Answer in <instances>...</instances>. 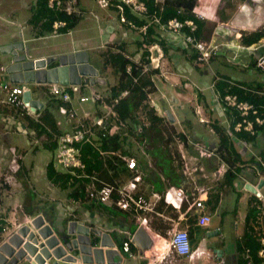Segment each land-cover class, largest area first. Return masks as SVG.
I'll use <instances>...</instances> for the list:
<instances>
[{"label":"crops","instance_id":"0c3cea01","mask_svg":"<svg viewBox=\"0 0 264 264\" xmlns=\"http://www.w3.org/2000/svg\"><path fill=\"white\" fill-rule=\"evenodd\" d=\"M157 1L161 2L162 0ZM199 1L202 2V0ZM75 2L76 10L78 11L77 15L80 16V23L81 18H83L85 13H91V11L87 9L89 0H87L86 2H83L82 0H75ZM33 3L34 0L30 2V4ZM203 3H207L211 7L207 5H204V7H197L196 5L192 10L195 14H202L205 20H208L209 22L214 24L213 33H216V31L218 30V33L224 32V34H226L229 38L232 37L233 39H238L241 33L248 34L250 32H254L264 28V0H254L251 2H247V0H203ZM26 14L27 13H25L23 17H25ZM27 16L22 20L23 22H26L25 19L27 20ZM99 16L101 15L96 14L97 19H99ZM0 18H2L1 15ZM3 20L6 21L5 19ZM14 21L18 24L13 23ZM113 21L114 22L106 24L101 29V39L99 42L94 44L92 38L87 35V37L83 39V41L74 40L72 46L68 50H61L62 46L60 45L47 46L45 43L40 42L49 38L50 36H53L52 33L48 36L36 38L34 37V35H31L27 32V36L29 35V37H25L23 39L26 40L25 44L29 48V53L32 58L61 53L65 54L77 50H84L86 52L96 51V53L92 57V62L89 61V58L88 61L93 65H99L101 62V58H97V54L100 55V53L102 54L106 52V50H109L112 53L117 52L119 50L118 47L122 45L124 47H128L127 49H124L125 54H127V56H129L132 60L138 61L141 56V50H137L135 40L138 38L137 35L139 31H137V35L135 36L136 32L133 33V31L126 25H120L116 22V20ZM8 22L19 27V34H21L22 37V28H26V26L15 19H11L10 21L8 20ZM6 31L7 30H0V46L17 43V41L12 43L2 42V35H4ZM162 35L166 36L169 40V33L162 31ZM36 41L39 42V44L44 45L42 47H39L37 44H35ZM233 47L235 48L234 44ZM236 47L238 48V45H236ZM242 47L243 49L251 48L244 46ZM45 48H48V50L42 52V50H45ZM128 49H130L129 53ZM251 49L255 50L254 47H252ZM237 51L238 50H235L234 55L238 54ZM18 52L21 54L24 51L19 50ZM12 61L13 56L9 64H11ZM246 64L247 62H243L241 59L239 60V65L242 66ZM6 66L8 65H0V73H3L2 79L5 80L4 82L10 79L9 74L5 72V70H2V68ZM52 66L55 65L52 64ZM258 67L262 68L264 66ZM193 69L196 70L194 76H198V83L202 85L197 86V88L200 92L205 91L203 92L205 94V100L208 104V109L212 110V113L211 115L208 114L207 109L203 107V105L198 100L196 102L197 110L201 115L209 119L210 123H207V121L205 123L200 122L194 116L190 115L189 111H186L187 109H189V105L186 104L188 103L187 94L189 93H185L182 89H177L178 96H172L173 100H179L182 102L180 105V109H183L184 112L179 113V115L184 116L182 120L181 132L184 131L188 135V137L189 135L195 137L194 139H192L193 141H191L189 137L188 144L197 148L199 156L206 157L208 159V162L204 163L206 173H203V164H194L196 156L190 155L188 157V167L187 163L184 161L185 155L182 153V151H180L179 153L181 154V160L183 159V165L179 167L180 170H178V168H174L176 169V172H182L181 179L175 180L177 184H174L169 177H166L164 174L160 173V169L155 165L153 158L152 163L147 160V165L146 163L145 165H143L142 163H138L136 170L142 175L143 182L137 185L135 193L137 195L144 196L145 198L150 200L153 205L152 211L146 212L144 215V219H141L142 221H145V224H143L135 214L130 211L120 209L112 202L102 204L97 201H80L68 198V190L61 187L60 180L56 179V176H52V180L47 179L48 183L45 184L48 191V198H50L51 201V207L47 210L42 211L40 209V204H36L35 201L31 199H28L27 201L24 200V202L18 204L17 207L11 206L10 204L4 205L5 196H10L11 185L14 184L16 180H23L24 182L25 178L21 176H25L27 179H30L28 175L30 172H33L37 177L39 174V182H42V177L44 174H46V166L47 164H49V161L53 157V154L50 155V160L46 164L39 163V165H37L38 160L41 159V157H38L40 152L39 145L48 150H55L56 145L55 147L44 146L49 141L47 137L43 134L36 139L33 132L27 126V121L17 117L16 112L4 103L5 95L4 98H0V142H2L0 147H8L9 152H11L13 156V158L10 160V165L13 160H16L18 166L16 171L13 172L12 175H10L12 176L11 181L6 185L7 188L1 193L0 196V237L6 238L8 234L16 229V226L14 225H23L22 222L18 221V212H20L25 217V222L31 219L28 217L34 218L38 215L43 216L45 224L50 225L53 230V234L57 237L67 236L70 222H76L77 224H82L89 229L98 230L101 234L89 231L88 237L91 248L100 247L102 234H107L110 237L111 242L113 243L114 249L118 253L117 255L109 257L110 262L107 261V257L104 255L103 257H97V259L94 258L91 261L77 259L76 262H69V264H199L198 262H204L205 264H237L238 250L236 247V243L239 242L240 236L243 233L245 218L247 215V208L249 203H251V200L252 205H255L258 208L260 212L259 216L264 217V192L261 191L264 188V184L261 187L262 189H258L261 198L257 197L256 199H253L251 194H244V186L246 183L257 187L260 180H264V168L256 165L255 163L251 164L246 161L251 156H254L256 160L260 159L259 153L264 146V125L260 126L261 129L255 130V134L253 135H256V138L253 142L247 141L248 138L252 135L247 132H245V134L242 135L240 139H234V137H232L233 144L235 145V148L237 149L239 154L242 156V160L245 163L238 164L237 179L230 185L222 186L221 184H223V175L215 176V172L220 166L219 158H217V156L215 155V146L218 144V137L210 127V124L213 123V119H216L223 130L227 129L228 131L232 116L226 115V113L218 103L216 92L212 89L213 84L210 82L207 83V78L205 76L207 74V69L202 66H198L190 67L188 71ZM161 70L163 72L161 73L162 78H167V76L165 75V70L163 69V62ZM101 74L102 73H100V76ZM246 75L247 76H245V78H256L257 82H264V75L262 74H259L257 77L255 75L251 76V73H247ZM177 76H179V74H173V78H177ZM101 77L105 80V82H108L106 78H104L103 76ZM232 78L233 77H231V79ZM174 81L175 82L169 81V84L177 86L178 82L176 80ZM29 84L27 85V87L33 90ZM111 84L108 83V86H111ZM96 85L99 84L90 86V84L85 83L83 87H92L93 89L96 88L100 90H104L106 88L96 87ZM101 85L104 86L106 85V83ZM187 85L188 83L184 82L183 86L187 87ZM45 87L48 89V86ZM41 93V91L33 90L32 98L40 102H47L50 98L47 99V97H44V95H42ZM75 97L77 96L73 94L72 99L69 102L70 104H68V106L73 110V99ZM97 109H99L98 106L96 107V110ZM56 113L57 124L59 128L65 129V127L68 126L66 122L67 119L59 113L58 109ZM170 113L171 115H174V112ZM173 118L174 120L177 119L175 117ZM201 118L203 119V117ZM11 119H20L23 127L29 130L26 136L30 135L29 146H31V148L26 145H18L16 143L13 144L12 133L9 129L5 128V125H9L8 122ZM96 119V111L93 115L85 112L82 116L77 115L76 122L84 121L85 123L89 124L93 123ZM186 125H188L189 128H187ZM93 132V138L95 139L94 135H96L95 132H97V130ZM58 134L59 133H57V135ZM57 135H55L54 137L56 138ZM196 137L198 139L204 140L205 145L203 147L198 145L200 143L197 141ZM207 141L209 144L207 143ZM183 145L184 144L179 143L178 146L182 148ZM185 148L184 150L187 151V148ZM202 149L208 150L209 152H211V155H202ZM5 151L6 149H4L3 153ZM30 157H32V163L29 159ZM54 165L56 164L54 163ZM144 168H147L150 174L148 173V171H143ZM247 168L251 169V174L244 172V170ZM198 172L200 173L199 175L196 174ZM144 175L148 177L149 184L146 183ZM131 177L132 174L126 169L125 162L123 161V165L119 167V178L117 179V183L121 186H127L128 180ZM92 178L96 179L95 177ZM28 182L30 181L28 180ZM178 187H183L185 190L184 200H177L175 202V205L166 202V200L164 199V194L166 192L173 191V189ZM214 189H218L219 201L217 206L214 205L213 207L212 204L208 202V193L213 191ZM4 192L6 194H4ZM40 197L44 199L45 195L40 194ZM198 198H204L203 209L197 208L193 205L195 200H197ZM244 200H246L247 207L245 208V211L241 212V204H243ZM26 209H28V212L26 211ZM30 210L36 212H33L31 214ZM65 212H70V214L66 213L69 215V219L66 223H64L63 221ZM203 214H206L210 217V222L204 226L198 224L199 216ZM215 217L217 218L216 220ZM257 219V221H253L250 224L254 227V230L256 232H264V221H261L262 219L259 217H257ZM240 224L241 228L239 229L238 225ZM174 228L184 229L189 233L192 251V255L189 258L186 256H179L175 253H169V235L171 229ZM235 233L237 234L236 238L234 236L236 235ZM226 234L233 235L234 237H224L226 236ZM75 236V234L69 235L66 240H60V244H64L66 241L74 238ZM123 237H129L131 238V240H133V245L131 247V256L121 249L120 239ZM151 244H155V250L150 249ZM78 254V250H67V255L77 256ZM157 254H159L160 256L165 255L166 259L162 262L153 261L152 258ZM24 262L30 264L25 260Z\"/></svg>","mask_w":264,"mask_h":264},{"label":"trees","instance_id":"16d2710c","mask_svg":"<svg viewBox=\"0 0 264 264\" xmlns=\"http://www.w3.org/2000/svg\"><path fill=\"white\" fill-rule=\"evenodd\" d=\"M68 1L69 0H63L64 3ZM139 1L145 4L146 12L144 14L137 15L129 8H125L124 13L127 18L135 22L138 27L147 24L145 33L138 32V38L135 40L137 50H141L140 59L138 61L132 60L125 54L124 46L121 45L118 47L119 50L117 52L112 53L106 50V52L100 53V57H103V60L99 65L94 64L99 74L104 72L109 66L112 68V71L118 75L116 84L108 86V82H105L106 85L104 86L101 84L96 85V87H106L104 90L95 88L105 95L106 103L112 104V112L114 115L108 114L106 116V124L103 129L93 127L94 131L97 130V132H95L96 135H94L95 139L92 134L88 141L81 143L80 157L85 164L83 169H75V174H71L68 169L64 168L62 170L65 172L56 171L54 169L53 157L46 166L47 177L56 176V179L60 180L61 187L68 190V198L73 200L97 201L89 198L88 190H99L103 188V184H118L119 167L123 165L124 161L121 158L122 156H134L137 158V161L139 160L138 163H141L140 156L137 152L135 153L133 151V142L137 143L140 148L141 145H144V151L142 150V153L140 152L141 155H151L152 157H150L154 158V163L160 169V173L169 177L174 184H177L175 180L181 179L182 176L181 171L176 172V169H174L178 168V170H180L179 167L183 165L182 160L180 159L179 163L175 158L176 156H174V151L177 150L171 151L169 147L171 144L170 142L177 136L176 138L187 148L189 137L184 131H179L177 133L174 124L170 122L168 116L164 112V114H160L156 106L150 104L149 97L151 93L156 91L153 77L157 75L161 78V73L163 72L161 70L162 68H154L151 66L149 58L151 52L149 51V47L153 44H158L162 49V60L166 58L168 62H173L174 55H177L189 63L190 67H194V63L200 57V52L194 45L196 42H206L208 40V36H210V33L214 29V24L208 20H202L197 16L195 17V13L192 9L195 7L197 0H162L161 2L157 0ZM111 2L114 7L120 4V0H111ZM114 7L109 6L107 9L112 13H116ZM27 14L26 23L29 28L28 33L34 35L36 38L50 35L52 33V23L54 21H66V26L58 29L59 32L64 33L75 28L80 19V16L76 14L68 15L63 11L50 9L47 6V0H35L27 9ZM174 17L182 21L193 19L197 27L194 31L188 28L182 30V35L184 37L185 35H190L193 39L192 42H187L182 38L183 43L179 47L173 45L172 48L171 40H169L170 44L165 40L162 35L163 30L161 27L165 25L169 19ZM134 30L132 29L133 32H137ZM239 41L242 46L251 48L261 44V42L263 43L264 28L248 34L241 33ZM262 47V52L264 53V44ZM217 49L215 51L213 50L207 57L204 67L211 70L213 74H210V83L213 84V88L217 92L219 105L226 115L232 116L228 131L227 129L223 130L216 119H213V123L210 124V127L218 137V144L215 146V155L220 161L227 165V169L223 173V184H221L223 186L230 185L237 179L238 164L245 163L232 141V137H234V139H240V137L245 134L244 130L234 132V125L242 119V115L237 109L224 102L223 97L226 94L236 95L238 100L254 104V106L259 108L260 114L264 116V82H257L256 78H245V76H247L246 74L251 72L252 74L254 72L256 77L259 74L264 75V67L261 68L257 66L260 59L264 57V54L262 53L263 55H260L258 58H253V56L250 55L247 64L241 66L239 64L232 65L229 62L227 63L224 56L217 52ZM127 68H129V71H127ZM145 68L146 70H144ZM229 69H231V73L236 72L241 76L231 79V73L229 74L228 71ZM83 86L81 87L83 88ZM124 90H127L128 94L119 98L115 103H112L111 99L113 98V93L116 92L115 94L118 95ZM47 92L48 89L44 91L43 95L47 97V99H50L47 101L48 111L44 115L37 120L32 119L28 115L21 116L18 114L17 117L27 121V126L33 132L36 139L43 134L47 137L49 141L44 146L55 147L56 140H54V136L57 135V133L60 134L64 129L59 128L57 124V103L55 100L51 99ZM196 95L198 96V101L207 109L208 114L211 115L212 110L208 109L204 93L198 91ZM60 104L69 108L68 104L70 103L58 102V105ZM94 104L96 107L100 105L99 103ZM96 113L98 116L102 115L99 109H97ZM191 113V115L197 119V113L195 114L193 111ZM76 118L77 115L75 114L70 125L65 128L74 129L77 125H79L78 127L89 126L88 123L84 121L76 122ZM248 119L253 120L254 117L250 115ZM207 123H210L209 119H207ZM186 127L189 128L188 125H186ZM254 129L259 130L261 127L255 125ZM255 138L256 135H251L247 141L253 142ZM146 141H152L155 144L150 151L146 148ZM158 151L166 153V159L171 160V162L160 165L154 156ZM178 154L180 155L179 152ZM259 155V160L251 156L246 161L263 167L261 163L264 162V146ZM145 160L147 163L146 158ZM4 188L6 189L7 186H4ZM208 198V202H210L213 207L214 205L217 206L219 201L218 189L209 192ZM252 198L256 199L257 197L252 195ZM27 210L28 209H26V211ZM259 213L258 208L252 205L251 200L247 208L243 233L240 236L239 242L236 243L238 250L237 264H258L264 261L258 256L260 236L262 234L264 235V232H256L254 227L250 224L253 221H257V217L261 218V221H264V217L259 216Z\"/></svg>","mask_w":264,"mask_h":264},{"label":"built area","instance_id":"2783aa9c","mask_svg":"<svg viewBox=\"0 0 264 264\" xmlns=\"http://www.w3.org/2000/svg\"><path fill=\"white\" fill-rule=\"evenodd\" d=\"M254 0H247V2H251ZM97 4L101 8H107L109 6L114 7L112 5L111 0H96ZM75 0H69L67 3H64L63 0H47V6L50 9H57L60 11L65 12L68 15L77 14L78 11L76 10ZM125 4L128 6L133 12L138 14H144L146 12L145 4L142 1L139 0H120V4L116 5L114 9L117 12V16L119 21L126 25L129 29H135L141 33H145V29L147 27V24H144L140 27H138L135 22L129 20L127 16L122 11V5ZM198 17L200 19H205L202 14H195V17ZM66 21L63 20H57L52 23V35H60L58 29L60 27L66 26ZM197 25L194 22L193 19H187V20H179L177 18H171L169 19L165 25H163L161 28L163 32L169 33L170 36H180L187 42H192L193 39L190 35H185V37L182 35V30L184 28H188L192 31L196 29ZM70 33V31H68ZM21 36V34H20ZM25 39L21 38V40L15 44H21V50L24 51L21 54L26 56L27 60H43L44 61V68L47 71V68L49 67L46 61L48 60L49 63L54 64L55 66H59V57L63 55L61 54H54L49 56H42L38 58H32L29 53V48L25 44ZM195 48L200 52V57L198 60L194 63V67H198L200 65H204L206 63L207 57L215 51L218 46L215 44H209L203 41H199L195 43ZM256 49V47H254ZM150 53V61L151 66L154 68H162V49L158 44H153L149 47ZM18 54H20L18 52ZM13 62V61H12ZM12 64V63H11ZM10 65V64H9ZM8 65V66H9ZM8 66L2 68V70H5L9 75L8 72ZM258 66H264V57L260 59ZM54 67V66H53ZM146 70V68L144 69ZM127 71H129V68H127ZM14 74L15 72H11ZM35 83V82H34ZM36 85H42V86H48V94L50 95L51 99L55 100L57 103V109L60 114H62L67 119L68 126L70 125L72 119L74 118L76 112L71 108H66L65 105H58V102H70L72 99V95L75 93H78L82 86V80L78 84L69 83L67 85H62L57 83H35ZM88 84L91 85V82L88 81ZM27 83H13L10 79L4 83L1 84V89L5 93L4 103L12 108L16 115H28L34 120H37L42 115H44L48 110L47 102L41 101V106L34 107L31 106L29 103L25 102L22 98V95L29 90L32 97V90L27 87ZM116 93V92H115ZM113 93V98L111 99L112 103H115L119 98H122L128 94L127 90L122 91L120 94ZM92 100L93 103H99L100 105L99 110L102 113L101 116L97 115V119L93 123H89V126H82L78 127L77 125L74 129H67L65 128L62 130L60 134L54 138L56 149L55 154H53V161L56 165L61 166L64 169H68L69 172L72 174H75V169H83L85 164L81 160V143L88 141V139L91 137V135L94 133L93 127L103 129L105 126V118L108 114H113L112 112V104L106 103L105 101V95L101 93L100 91L93 89L91 87V95L84 96L81 95L79 97V100L81 102H85L88 100ZM223 101L226 102L229 106L237 109L240 114L242 115V119L238 121L234 125V130L239 132L241 130H244L245 132L249 134H254L255 129L254 126H263L264 125V116L260 114L259 108L254 106V104H251L247 101H240L238 100L236 95L232 94H226L223 97ZM152 105V104H151ZM154 106H156L154 104ZM159 109V106L157 107ZM198 113V110L196 111ZM252 115L254 117L253 120L248 119V116ZM198 120L200 122H204L203 119L198 116ZM67 126V127H68ZM93 129V131H92ZM139 131V129L137 128ZM180 141V140H179ZM182 143V142H179ZM201 154L205 156H210L211 152L208 150H201ZM122 160L125 162L126 169L129 170L132 174V177L128 180L127 186L120 185V184H103V188L99 190H88V196L90 199H95L101 203L107 204L109 202H112L116 206H118L122 210L130 211L133 214H135L139 220L144 219V215L146 212H151L153 209V205L144 196L137 195L135 193L137 185L141 182H143L142 175L136 170L137 169V159L134 156H122ZM220 161V160H219ZM264 168V162L261 163ZM17 162L16 160H13L10 165V169L15 172L17 169ZM227 165L220 161V166L215 172V176H221L226 171ZM10 175H2L0 176V196L1 193L5 190L4 186L10 183L11 181ZM264 184V182H263ZM258 198H261L259 192L257 194ZM185 198V190L183 187H178L173 189V191L166 192L164 194V199L166 202L170 204H174L175 202L182 201ZM204 198H198L195 200L193 205L197 208H204L203 204ZM143 216V217H142ZM142 217V218H141ZM27 220L23 225H14L16 226V229L13 230L6 238L0 237L1 244L8 241L10 236L12 234L19 233V230H21L24 226L31 223L32 217ZM142 221V220H141ZM210 222V217L206 214H203L199 216L198 224L199 225H206ZM143 224H145V221H142ZM22 239L23 243L27 240L28 235H19ZM169 253H175L179 256H186L190 257L192 255L191 251V241L189 233L184 229L174 228L171 229L170 235H169ZM121 249L122 251L128 253L130 256L132 254L131 246L133 245V240L129 237L121 238L120 240ZM155 244H151L150 249L155 250ZM258 256L264 260V235L262 234L260 236V247L258 250ZM160 257V259H159ZM165 255H159L157 254L152 258L153 261L162 262L165 260ZM170 261V260H169ZM258 264H264V261Z\"/></svg>","mask_w":264,"mask_h":264},{"label":"rangeland","instance_id":"374dc122","mask_svg":"<svg viewBox=\"0 0 264 264\" xmlns=\"http://www.w3.org/2000/svg\"><path fill=\"white\" fill-rule=\"evenodd\" d=\"M32 1L33 0H0V15L2 17V18H0V30H7L6 33L4 35H2V37H3V41L1 40L2 42H5V43L6 42L12 43L15 41L19 42L21 40V38L29 37V35L27 36V32H29L27 23L23 22L22 20L27 16V14H26L25 17H23V15L25 13H27V8H28L30 2H32ZM82 1L86 2L87 0H82ZM196 5H197V7H199V6L204 7V5L209 6V4L203 3V0H202V2L197 0L195 3V6ZM209 7H211V6H209ZM125 8H129V7L126 6L125 4H123L122 5L123 13H124ZM193 8H195V7H193ZM87 9H89L91 11V13H89V12L85 13L83 18H81L80 23L78 22L77 26L75 28H73L70 33L61 34L58 36H50L49 38L42 40L40 42L45 43L47 46L60 45V46H62L61 50H68L72 46L74 40L83 41V39H85L87 37V35L92 38L94 44L99 42L101 39V33H100L101 29L106 24H110V23L114 22L113 20H116L117 23L122 25V23L118 19L117 12L112 13L107 8L99 7L96 0H89ZM133 13H135V12H133ZM96 14L101 15V16H99V19H97ZM135 14L139 15L138 13H135ZM135 14H133V15H135ZM3 19H5L6 21H4ZM11 19L12 20L13 19L18 20L20 23H23L24 26H26V28H22V30H23V36L22 37L19 34L20 33L19 27L17 25H14V24H11L8 22V20L10 21ZM25 21H26V19H25ZM13 23L18 24L15 21ZM131 30H132V28H131ZM134 31H137V30H134ZM217 31H216V33H213V31H212L211 33H213V34L210 33V36H208V40L206 42L209 44L217 45L218 46L217 52H219L220 55L224 56L227 63L229 62L232 65H238L240 59L243 62H247L250 55H252L253 58H258L260 55H262L261 54L262 48H263L262 45L264 43L257 45L255 50H253L251 48L250 49H243V47L239 43L240 42L239 38L238 39H233L232 37L229 38L226 34H224V32L218 33ZM136 35H137V32H136L135 36ZM164 38L168 42H169V40H171L172 48H173V45L179 47L183 43L182 38L180 36H170L169 40L166 36H164ZM126 43H128V42H126ZM35 44H37L39 47H42L44 45V44H39V42H37V41ZM169 44H170V42H169ZM233 44L235 45V48L233 47ZM131 45H132V43H131ZM236 45H238V48L236 47ZM127 48H128L127 46L124 47V49H127ZM47 50H48V48H45V50H42V52L47 51ZM235 50H238L237 55H234ZM129 51H130V49H128V53H129ZM258 51H259V53H258ZM95 53H96V51H88L87 52L90 62H92V57L94 56ZM175 54H177V53H175ZM100 56L101 55L97 54L96 57L99 59L101 58V61H102L103 57H100ZM11 60H12V54L0 52V65L1 64L9 65ZM161 61H163V69L165 70V72H167L165 75L169 79H167V78L163 79L162 77L160 78L157 75H155L153 77V79L156 83L155 85L157 86V88H156L155 92L151 93L149 100H150V104H152V105L155 104V105L159 106V109L157 111L160 114L163 112L166 114L167 110H169V112L170 111L174 112L173 113L174 117L177 119L175 120V123L173 122V124H174L175 130L178 133L179 131L181 132V130H182V120L184 117L182 115H179V113L184 112V110L180 109V105L182 102L179 100H173L172 95L178 96L177 89H182L185 93H189V94H187L188 95V99H187L188 103H186L189 105V109H187L186 111H189L190 115H191L192 114L191 111L193 110L196 114L197 113L196 112V110H197L196 102L198 100V96L196 95V93L199 91L197 86H202V85H200L198 83V76H194V73L196 72V70L193 69V70L188 71V69L190 68V64L187 63L184 59L180 58L179 56L174 55L173 60H172L173 62H168V60L166 58L164 60H161ZM204 65H200V66L204 67ZM230 70L231 69L228 70L229 74L231 73ZM206 72H207V74L205 76L207 78V83H209L210 77H211L210 74H212V73H211V70H209V69H207ZM174 73L179 74V76H177V78H173ZM2 74L0 73V85L2 82L5 81L2 79ZM202 74H205V73H202ZM101 76L106 78L108 80L109 84L113 83V84H111V86L117 83L118 75H116L112 71L111 67H107L104 70V72H102ZM239 76H241V75H238L237 73H231V77H233V78H237ZM251 76H254V72H253V74L251 72ZM174 80H176L178 82L177 86H175V85L173 86V85L169 84V81L175 82ZM184 82L188 83L187 87L183 86ZM29 85L33 90L41 91L42 95H43L44 91L47 90V88L45 86L36 85L34 82H31ZM212 89L215 91L214 88H212ZM203 92H205V91H203ZM84 94H85V96L89 97L91 95V88H84L83 87L80 89V91L78 93H75V95L77 97H75L73 99L74 110L76 111L78 116L84 115L85 112H88L89 114L93 115L94 112L97 111L96 106L93 103V101L91 99L88 101H85V102H81L79 100V97L81 95H84ZM4 95H5V93L3 92V90L0 87V98H4ZM216 95H217V92H216ZM165 109H167V110H165ZM198 116L203 117L204 123L207 121L206 120L207 118L205 116L197 113V119H199ZM8 123H9V125L6 124L5 128H7L11 131L12 138H13V144L16 143L18 145L29 146L30 145V135L26 136V134L29 130L26 129L25 127H23V124H21V120L20 119H11ZM24 136L26 139L24 138ZM165 136H166V134H165ZM176 137L177 136H175L173 138V141L170 142L171 144H170L169 149H171V151H173V150H177L178 152L182 151V153L185 155L184 161L187 163L188 167H189L188 157L190 155H193V156H196L195 162L193 161L194 164L195 163L203 164V168H204V166H205L204 163H207L208 159L206 157L199 156V152L197 151V148L190 145V144H188L187 151L184 150V148H185L184 145L182 146V148L180 146H178L179 142H181V141H179ZM189 137L191 140L195 138V137H192L191 135H189ZM208 139H209V137H208ZM197 141L200 143V144H198L199 146L203 147L205 145L203 139L201 140V139L197 138ZM32 142H33V140H32ZM133 143H134L133 151L135 153L137 152V154L140 156L141 163L143 165H145V163H146L145 158L152 163V161H151L152 156L151 155H148V154H146L144 156L141 155L142 150L144 151V145H141V148H140L137 143H135V142H133ZM207 143H208V141H207ZM1 144H2V142H0V145ZM146 144H147L146 148L148 151H150V149H152L155 145L154 142H152V141H150V142L146 141ZM39 147H40V152H39L38 157H41V159L38 160L37 165H39V163L46 164L50 160V155L55 154V150L45 149V148L41 147V145H39ZM29 148H31V146H29ZM4 149H6V151L3 153ZM177 151H174V156H176L175 158L180 163L181 157H179V156L181 154L179 155ZM154 156L160 165H163L164 163L168 164L171 162V160L166 159V153H164L162 151H158L156 153V155H154ZM12 158H13V156H12L11 152H9L7 146L0 147V176H2L3 174H5V175H12L13 174V171L10 170V160ZM29 159L31 160V163H32V157H30ZM147 163H146V165H147ZM30 169H31V166H30ZM54 169L56 171L65 172L64 170H62L63 168L59 165H54ZM143 171H148V170H147V168H144ZM189 171H191V170H189ZM244 172L251 174V169L247 168L244 170ZM148 173H149V171H148ZM203 173H206L205 168H204ZM196 174L199 175L200 173L198 172ZM28 176L30 177V179H27L25 176H21V177L25 178L27 181L25 179H24V182H23V180H16L14 182V184L11 185L10 196H8V195L5 196L4 205L10 204L11 206L17 207L18 204L23 203L24 200L27 201L28 199H31V200L35 201L36 204H40V209L42 211L47 210L48 208L51 207V204H50L51 201H50V198H48L49 197L48 191L46 189L45 184L48 183L47 179L52 180L53 178L52 177L47 178L46 174H44L42 177V182L40 183L39 182V179H40L39 174L37 177V176H35V174L33 172H30ZM28 180L30 182H28ZM145 181L147 184H149V179L146 176H145ZM227 190H229V189H227ZM261 191L264 192V188ZM4 194H6V193L4 192ZM40 194L45 195L44 199L42 197H40ZM244 194L245 195H247V194L255 195L246 189H244ZM246 207H247L246 200H244L243 204H241V212L245 211ZM30 211H31V214L33 212H36L33 210H30ZM66 213L70 214V212L64 213V216H63L64 223H66L67 220L69 219V215ZM18 217H19L18 221H20L22 223L25 222V217L20 212H18ZM216 219L217 218L215 217V220ZM64 226H65V224H64ZM238 228L239 229L241 228V224L238 225ZM238 233H239V231H238ZM234 236L236 238L237 234ZM234 236L226 234V236H224V237L230 238V237H234ZM220 239H222V238H220ZM198 263L199 264H205L204 262H201V263L198 262ZM20 264H27V263L21 261ZM65 264H69V263H65Z\"/></svg>","mask_w":264,"mask_h":264},{"label":"water","instance_id":"95a60500","mask_svg":"<svg viewBox=\"0 0 264 264\" xmlns=\"http://www.w3.org/2000/svg\"><path fill=\"white\" fill-rule=\"evenodd\" d=\"M21 50V44H9L0 46L1 53H10L13 56V62L8 67L10 80L13 83H59L67 85L69 83L78 84L80 76L90 77L91 84L103 82L97 78L98 70L94 65L88 62L87 53L79 51L75 53L63 54L59 57V66L44 68L43 60H27L26 56L18 54ZM49 64V63H47ZM11 72H15L12 74ZM22 98L31 106L40 107L41 102L31 97L27 90ZM166 115L171 123L175 120L173 115L166 111ZM264 180H260L257 187L246 183L244 189L249 190L257 196L258 189L263 185ZM33 230H32V229ZM89 231L101 234L98 230L89 229L76 222L69 223L67 236L57 237L49 224H45L43 216H35L30 225L24 226L19 233L12 234L7 242L0 245V264H20L21 261H27L30 264H65L74 263L77 259L91 261L97 257H109L117 255L113 243L107 234H102L101 245L98 248H91L89 241ZM28 235L27 240L23 243L19 235ZM76 236L64 244L60 240H66L69 235ZM78 250L77 256L67 255V250ZM93 256V258H92Z\"/></svg>","mask_w":264,"mask_h":264},{"label":"clouds","instance_id":"9594fccd","mask_svg":"<svg viewBox=\"0 0 264 264\" xmlns=\"http://www.w3.org/2000/svg\"><path fill=\"white\" fill-rule=\"evenodd\" d=\"M77 15V14H76ZM79 16V15H78ZM70 32H71V30H69ZM60 33V35L61 34H66V33H68V31L67 32H64V33H61V32H59ZM79 51H84V50H77V51H71V52H68V53H75V52H79ZM86 52V51H85ZM68 53H65V54H68ZM87 53V52H86ZM49 56V55H48ZM87 59H88V57H87ZM89 62V61H88ZM90 63V62H89ZM93 65V64H92ZM97 69V68H96ZM98 70V69H97ZM99 72V71H98ZM97 78H99V79H101V80H103V82L101 83V82H96V83H94V84H91V85H95V84H105V80L100 76V74L97 76ZM80 80H82V86H83V83L85 84V83H87L88 84V81L90 82V77H87V76H80ZM82 88V87H81ZM157 107H158V105H156ZM137 159V158H136ZM137 164H138V161H137ZM129 171V170H128ZM258 191V190H257ZM256 196V195H255ZM257 197V196H256ZM180 229V228H179ZM124 238V237H123ZM121 240V239H120ZM132 247V246H131ZM132 250V249H131Z\"/></svg>","mask_w":264,"mask_h":264},{"label":"flooded vegetation","instance_id":"af4514ba","mask_svg":"<svg viewBox=\"0 0 264 264\" xmlns=\"http://www.w3.org/2000/svg\"><path fill=\"white\" fill-rule=\"evenodd\" d=\"M46 63H49L48 60L46 61ZM48 66L53 67L51 63H49Z\"/></svg>","mask_w":264,"mask_h":264}]
</instances>
